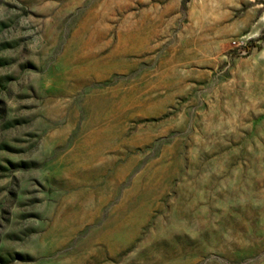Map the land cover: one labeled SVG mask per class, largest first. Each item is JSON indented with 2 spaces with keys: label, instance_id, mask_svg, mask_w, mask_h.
<instances>
[{
  "label": "rangeland",
  "instance_id": "374dc122",
  "mask_svg": "<svg viewBox=\"0 0 264 264\" xmlns=\"http://www.w3.org/2000/svg\"><path fill=\"white\" fill-rule=\"evenodd\" d=\"M0 264H264V0H0Z\"/></svg>",
  "mask_w": 264,
  "mask_h": 264
},
{
  "label": "trees",
  "instance_id": "16d2710c",
  "mask_svg": "<svg viewBox=\"0 0 264 264\" xmlns=\"http://www.w3.org/2000/svg\"><path fill=\"white\" fill-rule=\"evenodd\" d=\"M187 3V1L185 2V4Z\"/></svg>",
  "mask_w": 264,
  "mask_h": 264
},
{
  "label": "built area",
  "instance_id": "2783aa9c",
  "mask_svg": "<svg viewBox=\"0 0 264 264\" xmlns=\"http://www.w3.org/2000/svg\"><path fill=\"white\" fill-rule=\"evenodd\" d=\"M242 44H244V43H242Z\"/></svg>",
  "mask_w": 264,
  "mask_h": 264
}]
</instances>
